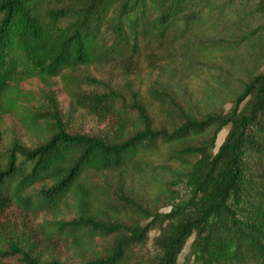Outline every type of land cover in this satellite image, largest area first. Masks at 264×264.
I'll return each mask as SVG.
<instances>
[{
  "label": "trees",
  "instance_id": "1",
  "mask_svg": "<svg viewBox=\"0 0 264 264\" xmlns=\"http://www.w3.org/2000/svg\"><path fill=\"white\" fill-rule=\"evenodd\" d=\"M235 9L231 0H0V140L14 138L0 151V211L14 200L53 217L41 238L0 246V264L10 254L19 264H126L156 225L148 264H177L190 237L195 264H264V69L226 110L205 84L200 114L175 100L235 63L234 43L212 37ZM142 82L144 101L122 103L116 88ZM73 114L103 133L71 132L63 118ZM17 132L37 141L18 143ZM133 183L145 201L129 195ZM175 186L185 198L174 201ZM164 196L171 207L161 211Z\"/></svg>",
  "mask_w": 264,
  "mask_h": 264
},
{
  "label": "rangeland",
  "instance_id": "2",
  "mask_svg": "<svg viewBox=\"0 0 264 264\" xmlns=\"http://www.w3.org/2000/svg\"><path fill=\"white\" fill-rule=\"evenodd\" d=\"M231 4L236 8L231 19L220 29L212 31V37L225 38L234 43L235 63L221 64L212 77L203 76L202 80L193 79L182 89L181 96H176V101L186 111L195 115L200 114L204 106L200 104L201 85L205 84L211 87L214 93L222 96L226 110L234 95L242 88L243 83L253 73L264 69V0H231ZM35 87V86H33ZM43 87V86H41ZM145 83L142 82L139 92L123 84L119 89V98L126 106L133 107L136 103H142ZM156 84L150 85V91L153 93ZM40 88V87H39ZM38 88V90H39ZM113 88V87H111ZM162 87H159L161 89ZM170 92L169 90H167ZM144 103V102H143ZM43 109V108H42ZM64 116L68 130L71 132H87L92 134H102V125L96 120L73 114ZM69 117V118H68ZM162 126V125H159ZM228 125H225L217 133L216 147L221 143L227 132ZM17 142L32 146L37 141L35 136H25L17 132ZM14 140L13 135L9 134L0 140V151L5 152L11 146ZM178 186H175L177 188ZM179 195L174 201L185 198L187 191L185 186L178 187ZM126 190L131 197L145 201L148 197L143 189L136 184H128ZM169 199L164 196L155 205L161 211L169 210L171 204ZM53 217L47 213H35L24 209L16 201L11 202L0 211V246L6 248L8 241H16L20 246L25 245L23 238L29 237L39 239L43 236L42 230L44 224ZM157 225L149 230L148 237L142 242L132 246V252L129 255L126 264H148L157 255L158 249L154 243V237L158 234ZM191 237L188 239L184 249L178 256L177 264H195L193 258L188 255ZM69 257H72L71 255ZM73 258V257H72ZM78 264L77 260H73ZM7 264H19V254H10L6 256Z\"/></svg>",
  "mask_w": 264,
  "mask_h": 264
}]
</instances>
